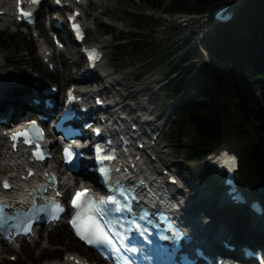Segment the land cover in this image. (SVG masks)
I'll list each match as a JSON object with an SVG mask.
<instances>
[{
  "label": "trees",
  "instance_id": "1",
  "mask_svg": "<svg viewBox=\"0 0 264 264\" xmlns=\"http://www.w3.org/2000/svg\"><path fill=\"white\" fill-rule=\"evenodd\" d=\"M217 1L169 0L162 9L170 13H203ZM128 14L134 18V28L128 33L118 31L113 55L143 66L137 79L150 69L167 67L162 85L167 99L176 103L171 135L185 152L184 157L199 159L215 144L228 139L239 148L241 180L256 191L255 183L264 179V0H245L232 20L214 24V36L208 34L200 45L195 42L194 32L185 38L179 37L175 45L168 44L170 37L163 39L154 35V28L164 25L159 20L138 12ZM175 29L174 23L168 22L164 32H175ZM108 30L116 31L113 27ZM5 39V34H1L0 42ZM200 47L206 51L207 61L203 60ZM177 53L180 58L172 61ZM185 135L188 141H183ZM207 171L210 174L212 170ZM243 214L242 210L235 214L239 227L234 231L240 241L245 239L241 226L248 223ZM263 239L262 234L247 238L257 242ZM40 255L37 254V259L26 256L25 261L35 264L47 259Z\"/></svg>",
  "mask_w": 264,
  "mask_h": 264
},
{
  "label": "rangeland",
  "instance_id": "2",
  "mask_svg": "<svg viewBox=\"0 0 264 264\" xmlns=\"http://www.w3.org/2000/svg\"><path fill=\"white\" fill-rule=\"evenodd\" d=\"M168 1L169 0H86V2L83 3V9L84 21L89 26L87 41L105 45L106 56L102 62L104 67L99 69L97 74H95V77L99 75L102 78L99 87L102 86L103 81H105L102 73L107 69L111 72L110 76L118 80V84L114 86L116 89L115 95L117 97L123 96L124 101H128L126 105L127 109L131 111L135 110L137 115L139 113L144 114L145 108L151 111L150 116L155 118V123L159 126L162 125L161 139L156 147L159 161L161 164L167 165V167L170 166V168L179 174L180 179L177 185L181 187V193L178 195L180 201L184 198L183 200H185L187 206L199 201L201 203V208L196 209V211L202 209L204 216H209L213 213V209H211L213 204L217 205L221 203L220 199L222 195L217 194L220 179L217 177L215 171H211V173L208 174L207 169L210 167H205L203 165L204 157L196 159L197 161L189 162L188 159L184 157L185 152L182 150V147L176 145L174 137L171 135V129L176 120V103L174 100L167 99V94L162 85L165 83V75L168 73L167 67L157 70L150 69L146 74H143L142 78L137 79V75L144 70L143 66L133 65L134 63L132 60L128 58L116 59L117 55H113L112 50V46L116 43L115 38L119 35L118 31L128 33L134 28L135 21L134 18L128 14L129 12L142 13L164 24L157 25L153 32L156 37H161L163 39L167 36L170 37L171 39L168 44L175 45L179 37L185 38L192 32L196 33L195 42L199 41L200 43L203 42L208 34L214 36V23L209 22L203 25L205 16H202L199 22L194 21L186 27L179 26L176 23L177 16L170 12H164L162 9ZM224 1L231 2L233 0H218L217 2L220 3ZM243 2H245V0H242V3ZM45 9L46 6L41 9L43 15H45ZM168 22L174 23L176 26L175 32H164V27L167 26ZM46 23L47 22L42 21L37 24L35 29L37 33L39 31L41 38L45 39L50 44L47 33L41 32L44 31L43 29ZM108 27H113L116 31H106ZM32 31L33 30H27L24 27H16L10 23V20H6L4 23L3 18L0 19V35L5 34L6 36V39L3 40L2 43L0 42V58L8 64L3 69V73H8L7 77H13V79H15L14 82L19 85L26 83L30 86L32 80L30 74L39 77L42 82L54 83L62 89L69 83H73L72 77L76 76L75 74L73 75V73H78L84 63L79 55L78 46H66L55 54V59L59 65V73H63L64 70L68 73L67 77L61 79L56 77L55 71H48L46 69L40 57V53L38 52L37 39L32 36ZM123 41L126 42L127 39L124 37ZM123 41H120V43ZM68 53H73V60L66 59ZM178 58H180V54L177 53L171 60L176 61ZM88 87L95 88L98 86L91 84ZM253 89L260 95V91L256 84H253ZM189 130L193 131V128L189 127ZM184 140H189L187 135L183 138V141ZM1 141L4 143V140ZM219 146H227L236 151L239 150L238 145L228 139L223 141ZM148 166L159 167V163L153 162L148 164ZM184 180H187L188 184L184 183ZM240 185L250 196L262 197L252 188L248 187L242 180L240 181ZM262 199L264 201V197H262ZM238 210H242L244 217L248 218L247 225L244 227L241 226L245 234L244 240H247L250 235L260 233V231L257 230L258 228L264 230V224L261 221L254 223V221H252L254 219L251 218L247 209L222 210L223 216L227 218L230 231L234 230L235 227H239L236 225L237 221L235 220V214ZM219 211H221V209H219ZM216 214L221 216L220 212H215L214 215L216 217H213L215 220L218 218ZM65 231L66 233L63 234L58 233L57 230L54 231V229L42 228L39 231L38 238L33 242H22V244H19L16 248L4 247L1 253L0 264H29L25 261L26 256H32L34 259H37L38 253H41L40 256L47 257V259L35 264H47L49 262L57 263L63 260L69 252H78L80 255H84L91 260L92 264H106L98 260L90 250L77 242L67 228ZM233 237L237 239L235 234H233ZM58 253L59 255H57ZM11 255L15 257V260L9 259Z\"/></svg>",
  "mask_w": 264,
  "mask_h": 264
},
{
  "label": "bare ground",
  "instance_id": "3",
  "mask_svg": "<svg viewBox=\"0 0 264 264\" xmlns=\"http://www.w3.org/2000/svg\"><path fill=\"white\" fill-rule=\"evenodd\" d=\"M242 0H238V3H240ZM9 4V0H0V5L1 6H7L8 7ZM231 4V3H230ZM233 4H236V1H234ZM229 9H231V6L229 7ZM3 22H6V19L3 20ZM42 42L40 41V44ZM43 56V55H42ZM73 53H68L66 55V59L67 60H73ZM53 60V57H52ZM7 62L4 61L2 58H0V111L2 110H6L8 106H12L13 107V112L11 117L14 118L16 116H19L20 114L23 113V107L25 106V102L22 101L23 97L27 96L30 91H31V87L29 85H27L26 83L19 85L16 82H14L15 79H13V77H7L8 73H3V69L7 66ZM100 68L104 67V64H100L99 65ZM111 72H109V70H104V72L102 73L103 77H106L107 79L104 81V83H107V85L110 86V88H113L114 85L118 84V80L114 77H110ZM68 73L66 70L63 71V73H59L58 69H57V65H56V77L59 78H64L67 77ZM77 80V82H82V79H79L78 76L73 77ZM35 80V78L32 79ZM50 84H54V83H49L47 85ZM110 88L108 89V91H110ZM85 92L90 91L91 89H88L87 87L83 88ZM18 95H20L21 97H17ZM151 113H148V116H150ZM1 135H0V179L3 176H9V177H13V182L15 184L16 189H14L13 193L6 195L7 198L9 200L12 199V196L16 193H24L26 191V188L28 185L23 184L22 182H20L18 179H16L15 176V170L18 169L19 164L22 162L23 158H24V153H21L19 155H8L7 154V150L5 149L4 144L1 141ZM154 153V152H153ZM140 167L142 168L143 172L146 173L147 175H149V177L152 179V181L154 182V180H156V171H161L164 168H167V165H164L162 167H157V166H152L149 167L148 165H146L144 162L140 164ZM61 179L62 182L64 184V186H68L70 184V182L72 181L71 178L69 177H65L64 172H61ZM184 183L188 184L187 180L183 181ZM169 193L171 194L172 197H176L179 201V194L181 193V188L180 187H175L173 189L169 190ZM184 198H182L181 201H183ZM221 202H223V200H220ZM200 202H194L192 205V207L186 206L189 208V213H195L196 209H200ZM205 211V210H204ZM198 218H201L202 216H204V212L201 214H197ZM210 216V215H209ZM212 217H214V213L211 214ZM211 217V218H212ZM215 218V217H214ZM256 220L261 221L264 224V215H262L261 217H255ZM210 225V224H209ZM207 225L205 227V229L209 228L210 226ZM264 226V225H263ZM212 228L214 229L215 227L212 225ZM54 231L57 230L58 233H66V228L64 224H61L55 228H53ZM74 238V237H73ZM76 240V239H75ZM34 239L31 241L33 242ZM77 242H79L77 240ZM80 243V242H79ZM22 244V243H21ZM18 245L15 244L13 246H11L12 248H16ZM70 254H74V255H80L78 252H72L69 253ZM81 256V255H80ZM0 262H1V253H0ZM103 263H105L103 261ZM47 264H72L70 261L68 260H61L60 262L57 263H52L49 262Z\"/></svg>",
  "mask_w": 264,
  "mask_h": 264
},
{
  "label": "snow or ice",
  "instance_id": "4",
  "mask_svg": "<svg viewBox=\"0 0 264 264\" xmlns=\"http://www.w3.org/2000/svg\"><path fill=\"white\" fill-rule=\"evenodd\" d=\"M30 2L38 4L39 0H30ZM60 0H56V3H59ZM23 16L26 18L29 17L30 13H22ZM74 30L77 33V37L80 38L81 33L78 25H73ZM97 58L96 53L93 51L89 55L90 60H94ZM32 128L35 129V125H32ZM18 136L25 137V143H31V140L28 138V132H17L13 135V139H16ZM99 152V149H97ZM65 158L66 160L72 159V152L70 149H65ZM38 159H43V154L37 151L35 153ZM113 157H98V159H112ZM228 162L230 165V170L232 167L235 166V157H229ZM101 173L104 174L106 172L105 169H100ZM4 187H8L7 183L4 184ZM73 208L77 209V212L75 214V217L71 221L72 226L75 230L76 235L85 243L92 245V246H98L101 244H106L110 247H113V251H117L113 246L112 238L110 237L109 233L105 230V228L100 224V222L97 219V215L104 214L107 209L106 206L108 204L115 205L113 211H121V205L120 203L114 199L113 197H109L107 200H95L92 196L89 195L88 190H79L75 193L73 196V199L71 201ZM63 209L60 208V206L56 205V212H60ZM130 210V208H129ZM57 218L56 216H53V219ZM7 219H11L6 217V214L4 213V206L0 205V228L4 226ZM23 231L27 232L30 231V226H26ZM129 251L135 252V248L128 249ZM79 264V262H77ZM123 264H128V262L125 260Z\"/></svg>",
  "mask_w": 264,
  "mask_h": 264
},
{
  "label": "water",
  "instance_id": "5",
  "mask_svg": "<svg viewBox=\"0 0 264 264\" xmlns=\"http://www.w3.org/2000/svg\"><path fill=\"white\" fill-rule=\"evenodd\" d=\"M255 188L259 194L264 195V179L257 181L255 183Z\"/></svg>",
  "mask_w": 264,
  "mask_h": 264
}]
</instances>
